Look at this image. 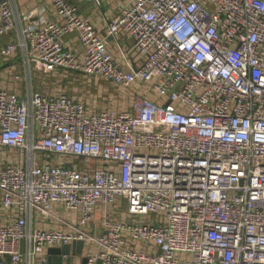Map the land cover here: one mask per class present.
<instances>
[{
	"label": "built area",
	"instance_id": "2783aa9c",
	"mask_svg": "<svg viewBox=\"0 0 264 264\" xmlns=\"http://www.w3.org/2000/svg\"><path fill=\"white\" fill-rule=\"evenodd\" d=\"M18 1L5 60L117 94L0 87V264L65 245L62 264H264V0H111L104 32L71 0L43 21Z\"/></svg>",
	"mask_w": 264,
	"mask_h": 264
},
{
	"label": "crops",
	"instance_id": "0c3cea01",
	"mask_svg": "<svg viewBox=\"0 0 264 264\" xmlns=\"http://www.w3.org/2000/svg\"><path fill=\"white\" fill-rule=\"evenodd\" d=\"M73 1L77 7L79 12L84 15V16H88L90 18H92L93 20H95L101 30L104 32L107 30V26H108V22L109 20L116 14H118L119 12V8L114 4L113 1L111 0H101V6H99L98 4H95L94 2H89L87 0H71ZM17 8L21 11V10H28V11H34L36 14V17L33 20H49V19H54V11L51 7V5L49 4V2L47 0H19L17 2ZM18 30L16 31H12L9 34L0 37V50L3 46H5L10 40H18ZM75 35H69L68 37H66V41L67 44L70 45V47H73L79 51L82 50V46L80 44V42L74 37ZM112 44V47L115 51L116 56H118V51L116 50L115 47V43L114 41H112V39H110ZM128 41H124V43H127ZM1 61V60H0ZM14 61H19L20 65L18 66V64H14ZM8 64V65H7ZM1 65H4L3 68L0 69V71L3 69V71L0 73V75H2V78H0V87L6 83L9 86H16V88L19 87V89L21 90V92L23 94L26 93V87H27V83H31L33 85V87L37 89V87H35V79H37L38 76V72H40L39 69L33 67L32 68V74H31V78L29 79V81L27 80V66L25 64L24 58L21 54V51H19V53L17 54V56L15 57L14 60L12 61H8V60H4V62H2ZM15 66L14 68H12L13 70H11L10 68ZM19 69V70H18ZM4 71H8L7 73ZM20 74L22 76V80H19L17 84L14 81V74ZM45 74L47 76H55V77H66L65 80L68 81V83L66 84L67 86L63 87L62 85L57 86L59 88H56L54 90H49V91H45V93L48 94H53L56 92H60L65 90L69 95L75 96L77 98H82L88 102L93 103V101H95L96 98L92 95V93L86 95V94H80L81 90L76 88V83L79 82V84L81 85L82 83L85 84V89L87 91H89L88 88L94 89L95 91H100L103 94L107 95L108 93L104 92L107 91L109 92V90H111V88H115L111 85V83L109 81H107L104 78H97L94 76H88V75H84L81 72H77V71H67L65 69H58L55 72L52 73H46ZM68 74H73L75 75V78L73 80H78L77 82H73L72 79H68L67 75ZM58 79V78H57ZM62 78H59V80ZM81 79H83V81L81 82ZM13 83V84H12ZM103 83H105L106 85H104ZM40 85H43V82H40ZM46 86V85H45ZM112 86V87H111ZM41 87V86H40ZM86 91V92H87ZM113 91V90H112Z\"/></svg>",
	"mask_w": 264,
	"mask_h": 264
},
{
	"label": "rangeland",
	"instance_id": "374dc122",
	"mask_svg": "<svg viewBox=\"0 0 264 264\" xmlns=\"http://www.w3.org/2000/svg\"><path fill=\"white\" fill-rule=\"evenodd\" d=\"M111 46H112V44H111ZM15 59V58H14ZM13 59V60H14ZM0 64H2V62H4V60H5V58L4 57H2L1 55H0ZM14 64H18V66L20 65V62L19 61H14ZM8 65V64H7ZM4 67V65H1V67H0V69L1 68H3ZM15 66H13V67H11L10 69L11 70H13L12 68H14ZM19 70V69H18ZM3 71V69L0 71V73ZM4 72H8V71H4ZM38 74V76H37V79H35V82H34V84H35V87H37V89L39 90V91H42V92H45V91H49V90H54V89H56V88H59V87H57V86H60V85H62L63 87H65V86H67L66 84L68 83V81L67 80H65V78L66 77H55V76H47L46 74H45V72L44 71H42V70H40V72H38L37 73ZM67 77H68V79H74L75 78V75H73V74H68L67 75ZM0 78H2V75H0ZM58 78V79H57ZM59 78H62V79H60L59 80ZM78 80H73V82H77ZM83 81V79H81V82ZM40 82L42 83L43 82V85L44 86H42V85H40ZM104 85H106L105 83H103ZM46 85V86H45ZM41 86V87H40ZM76 88H78V89H82L81 90V92H80V94H86V95H88V94H90V93H92V95L94 96V97H96V98H99V96H100V101L103 103V102H105L106 100H107V98H109L107 95H105V94H103L102 95V93L100 92V91H95L94 89H92L91 90V88H88L89 89V91H87L86 89H85V84L84 83H82L81 85L79 84V82H77L76 83ZM112 87V86H111ZM113 90V91H112ZM87 91V92H86ZM109 93H112V94H117V91H116V89L115 88H111V90H109ZM99 95V96H98Z\"/></svg>",
	"mask_w": 264,
	"mask_h": 264
},
{
	"label": "water",
	"instance_id": "95a60500",
	"mask_svg": "<svg viewBox=\"0 0 264 264\" xmlns=\"http://www.w3.org/2000/svg\"><path fill=\"white\" fill-rule=\"evenodd\" d=\"M110 39L112 38L110 37L109 40ZM83 245V241L76 242V244H74L75 251L81 252ZM49 252L51 254L50 260L53 264H62V254H69L71 252V246L65 245L63 248H51Z\"/></svg>",
	"mask_w": 264,
	"mask_h": 264
}]
</instances>
